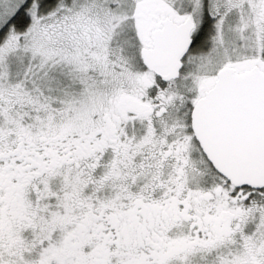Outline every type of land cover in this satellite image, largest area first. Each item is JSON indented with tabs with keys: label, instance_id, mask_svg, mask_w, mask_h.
I'll return each instance as SVG.
<instances>
[{
	"label": "snow or ice",
	"instance_id": "obj_1",
	"mask_svg": "<svg viewBox=\"0 0 264 264\" xmlns=\"http://www.w3.org/2000/svg\"><path fill=\"white\" fill-rule=\"evenodd\" d=\"M0 264H264V0H0Z\"/></svg>",
	"mask_w": 264,
	"mask_h": 264
}]
</instances>
